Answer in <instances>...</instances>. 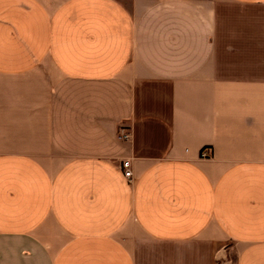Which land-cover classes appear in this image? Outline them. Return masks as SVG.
<instances>
[{
	"label": "crops",
	"instance_id": "obj_1",
	"mask_svg": "<svg viewBox=\"0 0 264 264\" xmlns=\"http://www.w3.org/2000/svg\"><path fill=\"white\" fill-rule=\"evenodd\" d=\"M230 262L264 264V0H0V264Z\"/></svg>",
	"mask_w": 264,
	"mask_h": 264
},
{
	"label": "built area",
	"instance_id": "obj_2",
	"mask_svg": "<svg viewBox=\"0 0 264 264\" xmlns=\"http://www.w3.org/2000/svg\"><path fill=\"white\" fill-rule=\"evenodd\" d=\"M119 138L122 140H128L129 135L127 133H125L124 131H122V133L119 135ZM210 154H211V151L208 148H204L200 152V158L201 159H208L210 157ZM121 170L123 172L124 178L127 180V182L130 183L132 181V170H131L130 162L129 161H122L121 162Z\"/></svg>",
	"mask_w": 264,
	"mask_h": 264
},
{
	"label": "rangeland",
	"instance_id": "obj_3",
	"mask_svg": "<svg viewBox=\"0 0 264 264\" xmlns=\"http://www.w3.org/2000/svg\"><path fill=\"white\" fill-rule=\"evenodd\" d=\"M229 264H233L232 262H230Z\"/></svg>",
	"mask_w": 264,
	"mask_h": 264
}]
</instances>
